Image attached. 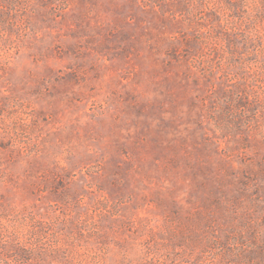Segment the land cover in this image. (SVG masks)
<instances>
[{
    "label": "rangeland",
    "instance_id": "374dc122",
    "mask_svg": "<svg viewBox=\"0 0 264 264\" xmlns=\"http://www.w3.org/2000/svg\"><path fill=\"white\" fill-rule=\"evenodd\" d=\"M0 264H264V0H0Z\"/></svg>",
    "mask_w": 264,
    "mask_h": 264
}]
</instances>
